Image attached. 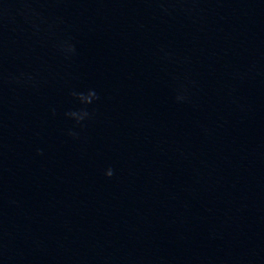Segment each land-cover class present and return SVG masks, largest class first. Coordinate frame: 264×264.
<instances>
[{"label": "clouds", "instance_id": "1", "mask_svg": "<svg viewBox=\"0 0 264 264\" xmlns=\"http://www.w3.org/2000/svg\"><path fill=\"white\" fill-rule=\"evenodd\" d=\"M16 14L24 16L25 20L32 23L33 27L37 30H39V24L35 23L33 20V17H38L39 13H37L34 9H31L30 7L24 6L22 8H17L15 10ZM9 18L10 20H14L15 17L12 15V11L8 8L0 7V19L3 18ZM60 49L66 53H74L75 52V46L67 41L62 42L58 45ZM29 80L32 79L31 76L28 77ZM72 95L77 98L82 104L89 105L92 104L94 100L99 99V96L97 95L96 91L94 89H89L87 93L83 92H73ZM178 100L184 99L183 96H178ZM53 115H55V110L53 109ZM65 116L73 118L76 123L79 125L82 121H84L86 118L90 116L89 112L87 110H80L79 112L72 111V112H66ZM68 135L73 136L74 138L78 136L77 133L73 131H69ZM38 154H42V152H39ZM113 170L111 168L107 169L105 172V175L107 177L113 176Z\"/></svg>", "mask_w": 264, "mask_h": 264}]
</instances>
